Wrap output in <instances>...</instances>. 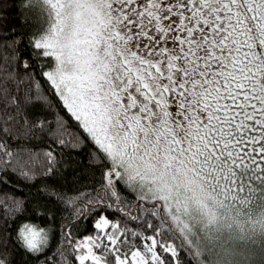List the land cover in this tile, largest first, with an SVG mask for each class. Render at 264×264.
<instances>
[{"label":"snow or ice","instance_id":"1","mask_svg":"<svg viewBox=\"0 0 264 264\" xmlns=\"http://www.w3.org/2000/svg\"><path fill=\"white\" fill-rule=\"evenodd\" d=\"M0 264H264V0H0Z\"/></svg>","mask_w":264,"mask_h":264},{"label":"trees","instance_id":"2","mask_svg":"<svg viewBox=\"0 0 264 264\" xmlns=\"http://www.w3.org/2000/svg\"><path fill=\"white\" fill-rule=\"evenodd\" d=\"M25 15L28 16L29 18V30H31L33 27H35V25H33L31 23V21L34 19V14L32 13H25ZM69 127L71 129L75 128V125L72 122H69ZM57 151H59V149H57ZM87 166V165H85ZM42 183V181L40 179H37L35 181V183L32 182H28V181H24L22 178H19L17 176V178L15 179V183L14 185H12V187L15 189L14 192H12L11 194L14 196H18V197H22V198H26L27 200L31 201L33 199L32 196L27 195L29 193V191L31 190L33 193H35L36 189L40 186V184ZM8 191H10V189H8ZM50 208H52L53 214L56 215L57 220H59V216H60V208L59 206L56 205H49ZM68 213L65 212V216H67ZM41 226H45L46 225V221H40ZM91 232V224L89 221L85 220L82 224H80V230L77 233L78 236H86L88 234H90ZM18 259V256H17Z\"/></svg>","mask_w":264,"mask_h":264}]
</instances>
